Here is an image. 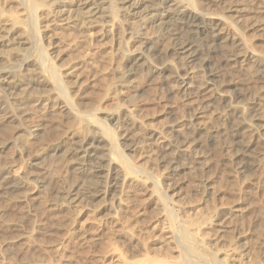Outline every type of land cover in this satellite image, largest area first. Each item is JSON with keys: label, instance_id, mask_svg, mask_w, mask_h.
I'll list each match as a JSON object with an SVG mask.
<instances>
[{"label": "rangeland", "instance_id": "rangeland-1", "mask_svg": "<svg viewBox=\"0 0 264 264\" xmlns=\"http://www.w3.org/2000/svg\"><path fill=\"white\" fill-rule=\"evenodd\" d=\"M34 1L48 4L51 0ZM196 1L202 14L221 15L227 22H234L231 33H238L249 50L264 56V0L246 4L245 17L249 20L246 24L236 23L232 13L243 5L240 0V6L230 0ZM19 3L0 0L4 16L19 15L22 10ZM120 19L116 18L117 27L107 38L100 26L67 29L52 27L40 19L41 28L36 36L26 24L24 29L34 44L22 53L23 58H11L7 66L18 75L28 74L31 68L25 63L36 60L35 47L40 43L53 67L63 74L73 71V80L80 81L81 85L74 90L71 78L65 79L69 89H73L69 95L74 96L73 103L83 115L70 129L71 133L74 130L75 140L87 136L90 142L91 132H96L85 116L102 119L113 112L119 120L109 125L117 127L118 135L129 138L118 137L123 153L140 170L139 175L142 172L157 178L159 193L169 208L175 210V226L211 219L210 231L205 235L211 241L209 253L222 259L223 264H264V170L258 167L262 146L261 136L258 138L256 134L264 118L244 95L247 90L264 88V78L253 79L247 74L249 62L230 65L221 42L208 51L205 44L209 37L201 32L197 39L204 47L200 48L207 52L199 50L207 61L197 68L192 84L196 87L201 83L202 89L198 92V87L188 89L183 85L188 79L182 83L185 72L179 60L174 59L172 64V59L164 58L171 45L170 23L166 20L157 26L130 25L122 24ZM145 40L152 43L150 54L142 53ZM140 54L147 60L129 61ZM197 62L194 60L188 66L194 67ZM124 84L130 86L128 93ZM108 96L113 100L104 104ZM229 102L244 108V123L251 126L242 131V136L232 125L235 119L229 115L227 106L232 104ZM125 110L130 112L131 126H128L130 119L123 115ZM220 113H224L222 117ZM29 122L40 124L47 132L54 128L52 118L40 113ZM64 123L63 129L71 121ZM17 125L9 108L0 110V141H12ZM7 127L14 132L8 134ZM199 129L204 130L203 137L197 134ZM189 131H196L192 137L193 156L179 159L174 165L162 163L160 154L172 152L173 145ZM147 133L154 138L145 140ZM134 138L138 142L145 140L136 151L132 150ZM46 139L28 143L23 151L18 144L2 155L9 158L10 176L27 184L13 194L0 191V264H180L184 260L177 242L166 238L168 221L149 196V189L135 186L130 176L121 190L114 188L123 181L121 174L113 175L106 187L107 195L68 203L63 193L76 185L74 158L63 155L64 146L52 151L58 144L54 139L53 142L49 137ZM100 145L99 148L103 145L107 148L105 142ZM92 147L85 146L84 155L93 174L99 176L98 153L105 152ZM37 154H43L40 158L44 159L34 160ZM34 163L43 166V170L30 167ZM219 208L231 212L214 218Z\"/></svg>", "mask_w": 264, "mask_h": 264}, {"label": "bare ground", "instance_id": "bare-ground-1", "mask_svg": "<svg viewBox=\"0 0 264 264\" xmlns=\"http://www.w3.org/2000/svg\"><path fill=\"white\" fill-rule=\"evenodd\" d=\"M19 1V7H21L22 10L21 13L16 16H4L3 9L0 6V110L4 111L9 108L13 112L18 124L14 130L15 132L12 131V127L9 128L10 126L6 128L8 134L14 132V139L12 141H0V191L2 190L7 194H13L18 190L24 189L27 184L25 181H19L10 176V171H8L9 158L2 157L3 154H6L5 151L8 152V150L12 148L15 149L18 144L21 149L23 148V151L28 143H37V141L42 140L47 141L46 138L49 137L52 142L54 139L58 144V147L56 146L52 151L63 149L60 148L59 145L61 147L64 146L65 150L63 155L66 157L72 156V158H74L72 171L75 174L74 177L76 181H74L76 185L73 189H69L63 193L65 194L64 198L67 197L68 203L85 201L95 196H104L107 191L106 187L108 188V184H111L109 182H111L113 175L115 177H120L121 174L123 181L121 180L122 183L120 181L121 184L118 183L120 186H112L121 190L123 185L125 187L128 184L127 179L129 178L127 177L130 176V180L135 186H140L143 190L149 189V196L154 199L155 206L162 212L168 221L169 227L165 235L167 240L177 242L180 249V256L184 259L180 264H223L222 259H218L215 254L209 253L207 250L211 241L205 235L210 231L211 219L189 221L185 226H175V210L169 208V203L159 193L157 178L147 173L142 174V172L139 175L138 173L140 170H138L123 153V147H120L121 145L118 139H125L127 136L125 134L118 135L116 132L117 127L109 125L110 122L112 123L113 121L119 120L116 114L108 112L102 119L96 118L95 115L85 116L84 118L87 120V124H90V126L94 128L92 130L96 132H91L93 135L92 137L91 134H89L91 137H88L90 138V142H88L87 136H83L77 140L73 138L74 130H72L73 133H71L70 129H73L71 127L77 125L83 118L81 112L77 110L78 106H75L73 103L75 102L73 101L74 96L71 95L73 96L72 98L69 95L70 89L73 88L75 90L77 86V88H79L81 85L78 79L73 80V71L65 74L60 73L57 68L50 64L49 58L45 55L44 49L40 43H36L35 47V52L37 53L36 60L25 63L26 66L31 68L28 74L18 75L12 68H8L7 63L11 58H23L22 53L28 50V46L34 44L29 40L28 33L26 29H24V26L26 27L27 24L30 30L37 36L41 28L38 25V20L40 19H44L48 24H51L52 27L56 26L67 29L100 26L104 29V37L106 38L110 35L112 29L117 27V17L121 18L120 21L122 24L127 23L130 25L141 23L143 25L150 24L157 26L160 23L164 24L167 20L171 28L168 32V34H170L169 41L171 45L167 49V53L164 52V58H167L166 60L172 59L170 60L172 64H174V59L179 60L185 72V77H182V83L185 82L184 79H188L183 85L188 89L191 87H198L197 92L202 89V84L198 83L199 85L196 87L195 85L193 86L194 74L198 71L197 68L202 67L207 61L202 58L203 55L200 52L204 49L200 47H203V45H201L200 41L197 39V35L201 32L209 37V40L206 38L208 41L207 44H205L208 47L207 50L210 47L214 48L217 42L223 43L224 57L230 65L249 62L250 68H248L247 74L253 79L259 76L264 78V56L249 50L247 43L238 33H231L232 30L230 28H235L236 25L234 22H227L226 18L221 15L212 17L202 14V11H200L197 6L196 0H51L48 4L34 0ZM253 1L256 0H240L239 3L243 4L240 6L238 0H230V3L240 6L232 10L236 23L246 24L247 21H249L245 17V8L247 7V3ZM160 3H163V7L159 8ZM30 37L36 38L35 35L34 37L30 35ZM145 41L146 42L143 43L145 50L142 53L144 54L146 52L150 54L152 51V43H149L148 40ZM199 48L202 51H200ZM205 52L207 51L205 50ZM162 54L160 53V57L163 56ZM140 56L142 55L140 54ZM140 56H135L129 61L137 63L142 59L147 60L146 57ZM194 60L198 61L197 65H194V67L188 66V64ZM164 69L165 67L161 70ZM155 70L158 69L156 68ZM66 78H71L70 85H72V88L70 89L68 87V81L65 80ZM124 86L126 89L125 93H128L130 91V86H127V84H124ZM186 90L187 89H185V91ZM244 95L251 101V104L257 108L261 117L264 118V88L258 87L253 90H247ZM190 96H192V94ZM30 99H33V101ZM112 100L113 98L108 96L103 103L108 104ZM212 100L217 101L215 98ZM31 103H33V105H30ZM115 106L118 107L119 104L115 103ZM227 107H229V115H233L236 120H233L235 124L232 123V125L240 130L242 136V131L245 128H251L250 125L244 123V108L239 104L233 103L229 104ZM227 111L226 108V114ZM36 113L51 117L52 122H54V128L52 130L49 128L51 131L47 132V129L45 130L40 124L29 122L31 117ZM129 114L130 112L125 110L123 115L130 119L131 116ZM223 114L220 113L219 117H222ZM65 119H69V121L65 122ZM64 122L67 124L70 123L71 126H67ZM129 122L130 123L127 124L131 126L132 119H130ZM63 123L67 126V130H64L66 126H64V129L62 128ZM250 131L253 132L252 130ZM175 132H178V130ZM260 132L262 134H260ZM195 133L196 131L186 132L183 139L173 145L174 149L172 152L160 154L162 163L174 165L179 159L193 156L192 137ZM198 133L201 134V137L205 134L203 129H199V132L197 131V134ZM256 134L258 138L261 136L260 140L262 146L261 153L259 154L260 159L258 161V167L260 170H264V120H261V124L257 127ZM152 135L147 133V135L144 136L143 134V138L145 140L147 138V141H149L154 138ZM157 135H159L160 138L162 137L161 133ZM126 139L128 140L129 138ZM138 139L139 138H137V140ZM145 140H143V142L142 140L138 142L135 139L132 143V150H138L140 148L138 144H145ZM104 142L107 148H103L104 145L99 148V146H101L100 144H104ZM87 145H93L94 149H101L105 152L103 153L100 152L101 150H98L100 153H98L97 164L99 173L97 174L101 177L93 174L91 171L92 166L90 167V165L86 163L87 160L84 154L86 153L85 146ZM166 149H169V147H166ZM65 153L67 155H65ZM42 155L43 154H37L34 160L42 159L40 158ZM7 157L10 156L7 155ZM30 167L39 171L43 170V166H38V164L35 163L30 165ZM171 170L173 171L172 168ZM44 181L42 183L46 182ZM34 182L37 181L35 180ZM147 182H150V185ZM172 202L173 201L170 199V204ZM236 211L239 212L238 209ZM230 212L231 211L227 208H219L214 212L213 217L220 218L221 216L230 214Z\"/></svg>", "mask_w": 264, "mask_h": 264}]
</instances>
